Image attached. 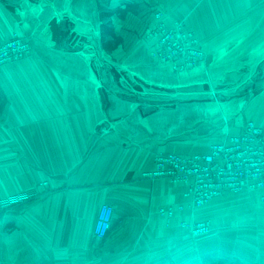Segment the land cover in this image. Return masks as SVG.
Masks as SVG:
<instances>
[{"label":"crops","instance_id":"crops-1","mask_svg":"<svg viewBox=\"0 0 264 264\" xmlns=\"http://www.w3.org/2000/svg\"><path fill=\"white\" fill-rule=\"evenodd\" d=\"M98 2L109 12L111 35L124 40L113 53L138 54L156 24L154 13L161 11L167 23L183 21L195 33L210 67L219 58L223 70L264 69V0ZM72 3L63 4L60 14L72 15L65 17L73 19L68 21L77 34L98 39L93 23L101 21L99 14H74ZM50 7L46 1L0 0V43L15 33L32 41L31 55L0 67V201L37 195L0 208V264H264V203L258 193L226 194L168 221L158 209L182 203L183 187L142 177L159 154H195V137L205 139L198 151L206 153L213 143L237 135L247 120L264 128V73L261 89L238 110L237 127L225 129L231 119L222 117V140H215L214 130H196L190 140L164 139L161 110L138 116L117 93L109 96L108 107L97 77L82 76L83 64L56 56L51 31L48 38L42 28ZM105 203L114 210L112 226L98 239L94 229ZM182 220H209L213 230L193 237Z\"/></svg>","mask_w":264,"mask_h":264},{"label":"rangeland","instance_id":"rangeland-1","mask_svg":"<svg viewBox=\"0 0 264 264\" xmlns=\"http://www.w3.org/2000/svg\"><path fill=\"white\" fill-rule=\"evenodd\" d=\"M44 1L51 3L48 14L43 17L42 22V28L46 30L48 38L50 34L48 21L54 15H59L57 17L60 27L70 31V35L59 44L52 40L53 51L59 50L56 56L62 61L83 64L85 71H80L82 76L87 77V74H91L92 77H97L100 88L106 90L109 96L117 93L132 102L138 116H146L161 110L160 133H163L164 139L190 140V135L196 130L203 135H208L214 130L215 140H222L226 135L221 129L222 117L227 116L231 119L229 126H224L225 129H235L238 110L245 101L253 97L255 91L261 89L259 83L264 73L263 68L253 73L243 70H223L218 65L219 58L215 60L214 65L209 66L210 56H207L205 64L190 72L171 73L166 68L158 67L151 60L148 53L151 42L146 39L138 54L113 53V50L124 43V40L111 35L109 12L105 7L98 6V0H33V3L42 5ZM71 2H73L71 8L73 13L79 12L89 18L93 12L99 14L101 21L93 23L94 26H99L98 39L91 40L81 33L77 34L73 29L74 24L69 22L73 21L70 18L72 15L60 14V7ZM66 15L70 17L66 18ZM71 51L77 53L71 54ZM89 65H92L90 71ZM112 67L123 74L119 82L110 71ZM193 140L192 148H195V154H198L205 139L195 137Z\"/></svg>","mask_w":264,"mask_h":264},{"label":"built area","instance_id":"built-area-1","mask_svg":"<svg viewBox=\"0 0 264 264\" xmlns=\"http://www.w3.org/2000/svg\"><path fill=\"white\" fill-rule=\"evenodd\" d=\"M154 19L156 24L146 35L151 42L149 56L154 64L180 74L190 72L206 61L207 55L200 40L183 21L169 24L161 11L154 13ZM31 53V38L15 33L0 43V67L21 61ZM142 177L167 179L173 185L183 187L182 203L158 209L159 216L168 221L178 214L203 208L226 194L258 193L264 203V128L247 120L237 135H227L224 140L213 143L206 153L159 154L154 168L143 173ZM35 198L36 194H17L1 200L0 208L9 209ZM113 211V207L106 203L100 207L94 229L96 238L107 237ZM180 225L193 237L207 236L213 230L209 220H182Z\"/></svg>","mask_w":264,"mask_h":264},{"label":"water","instance_id":"water-1","mask_svg":"<svg viewBox=\"0 0 264 264\" xmlns=\"http://www.w3.org/2000/svg\"><path fill=\"white\" fill-rule=\"evenodd\" d=\"M7 9L11 12V14L17 19L20 20V16L17 14L16 12V7L13 5H7ZM49 27H50V31H51V35H52V40L54 42H56L57 44H59L62 40H64L65 38H67L70 35V31H65L60 27L59 24V19L57 17H54L50 23H49ZM111 73L113 74L114 78L119 82V80L121 79V77L123 76L122 73H120L116 68L112 67L110 69ZM206 88H208V86H206ZM104 92V96L106 99V103L107 106L109 107L111 102L109 99V94L107 93L106 90H103Z\"/></svg>","mask_w":264,"mask_h":264}]
</instances>
